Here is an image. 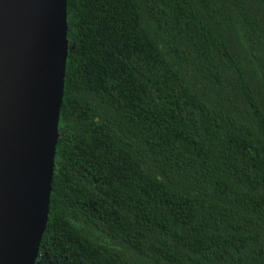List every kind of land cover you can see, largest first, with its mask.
<instances>
[{
    "label": "trees",
    "instance_id": "1",
    "mask_svg": "<svg viewBox=\"0 0 264 264\" xmlns=\"http://www.w3.org/2000/svg\"><path fill=\"white\" fill-rule=\"evenodd\" d=\"M42 264H264V0H66Z\"/></svg>",
    "mask_w": 264,
    "mask_h": 264
},
{
    "label": "water",
    "instance_id": "2",
    "mask_svg": "<svg viewBox=\"0 0 264 264\" xmlns=\"http://www.w3.org/2000/svg\"><path fill=\"white\" fill-rule=\"evenodd\" d=\"M66 0H0V264H36L69 49Z\"/></svg>",
    "mask_w": 264,
    "mask_h": 264
},
{
    "label": "flooded vegetation",
    "instance_id": "3",
    "mask_svg": "<svg viewBox=\"0 0 264 264\" xmlns=\"http://www.w3.org/2000/svg\"><path fill=\"white\" fill-rule=\"evenodd\" d=\"M42 261L41 259H40V254L38 255V257H37V263L36 264H41V262L40 261Z\"/></svg>",
    "mask_w": 264,
    "mask_h": 264
},
{
    "label": "rangeland",
    "instance_id": "4",
    "mask_svg": "<svg viewBox=\"0 0 264 264\" xmlns=\"http://www.w3.org/2000/svg\"><path fill=\"white\" fill-rule=\"evenodd\" d=\"M40 261V260H39ZM41 262V261H40ZM42 264V263H41Z\"/></svg>",
    "mask_w": 264,
    "mask_h": 264
}]
</instances>
